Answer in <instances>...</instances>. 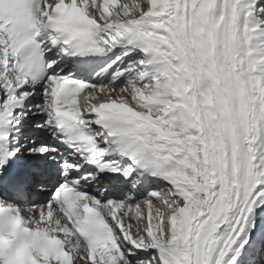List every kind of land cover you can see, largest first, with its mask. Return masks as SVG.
Here are the masks:
<instances>
[{
  "label": "snow or ice",
  "instance_id": "obj_1",
  "mask_svg": "<svg viewBox=\"0 0 264 264\" xmlns=\"http://www.w3.org/2000/svg\"><path fill=\"white\" fill-rule=\"evenodd\" d=\"M0 264H264V0H0Z\"/></svg>",
  "mask_w": 264,
  "mask_h": 264
}]
</instances>
